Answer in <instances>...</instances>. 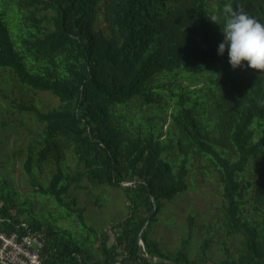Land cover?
I'll return each instance as SVG.
<instances>
[{"label": "trees", "instance_id": "obj_1", "mask_svg": "<svg viewBox=\"0 0 264 264\" xmlns=\"http://www.w3.org/2000/svg\"><path fill=\"white\" fill-rule=\"evenodd\" d=\"M225 4L264 23V0H0V68L58 99L19 105L41 124L24 170L54 165L47 184L30 186L64 209L41 217L0 193V230L39 233L42 264H264V72L233 69L227 48L218 55L224 17H209ZM194 162L198 175L217 174L220 201L199 253L188 255L189 215L168 254L149 228L188 188ZM84 183L121 187L126 214L95 228L73 192Z\"/></svg>", "mask_w": 264, "mask_h": 264}, {"label": "rangeland", "instance_id": "obj_2", "mask_svg": "<svg viewBox=\"0 0 264 264\" xmlns=\"http://www.w3.org/2000/svg\"><path fill=\"white\" fill-rule=\"evenodd\" d=\"M30 103L47 109L56 106L58 99L50 92L32 91L19 85L7 69L0 68V120L4 122V125H0V193L12 194L18 205L20 201L28 200L23 205L28 207L33 203V208L40 210L41 217L44 214L47 216L49 212L63 213V208L57 209L51 201L42 198L45 196L34 193L30 186L31 179L43 185L47 184L54 165L33 160L31 174L24 170L27 149L41 129V124L35 120L33 114L19 107L21 104ZM197 164L198 162H194L190 167L188 188L173 199L162 201L163 205L156 220L151 222L149 228L150 236L168 254L180 246L182 238L187 237L189 215L193 225L188 243V255L191 257L199 253L207 224H213L212 217L220 201L221 185L213 171L205 173L203 177L198 175ZM72 186L78 205L83 208L85 219L95 228L107 229L126 214L127 200L121 187L105 185L94 188L86 183L79 187ZM57 224L68 226L70 221L61 218ZM216 238L217 234L211 240L208 251L214 260L223 257Z\"/></svg>", "mask_w": 264, "mask_h": 264}, {"label": "clouds", "instance_id": "obj_3", "mask_svg": "<svg viewBox=\"0 0 264 264\" xmlns=\"http://www.w3.org/2000/svg\"><path fill=\"white\" fill-rule=\"evenodd\" d=\"M223 41L219 43L217 53L223 55L227 48L228 62L233 69L247 68L264 72V23L251 17L242 6L234 9L225 4L220 14H213L209 19L221 25Z\"/></svg>", "mask_w": 264, "mask_h": 264}, {"label": "built area", "instance_id": "obj_4", "mask_svg": "<svg viewBox=\"0 0 264 264\" xmlns=\"http://www.w3.org/2000/svg\"><path fill=\"white\" fill-rule=\"evenodd\" d=\"M44 239L37 232L27 231L19 235L16 232L6 234L0 230L1 264H42L40 250Z\"/></svg>", "mask_w": 264, "mask_h": 264}, {"label": "water", "instance_id": "obj_5", "mask_svg": "<svg viewBox=\"0 0 264 264\" xmlns=\"http://www.w3.org/2000/svg\"><path fill=\"white\" fill-rule=\"evenodd\" d=\"M124 184H127V182H122V183H121V185H124ZM147 222H148V220L144 223L143 227L141 228V230H140V232H139V234H138L139 244H142V242H141V234H142L144 228L146 227ZM139 253L142 254V255H144V256H147L145 253H143L142 245H141V247H140V249H139ZM150 257L155 258L154 256H150ZM213 264H214V263H213Z\"/></svg>", "mask_w": 264, "mask_h": 264}, {"label": "crops", "instance_id": "obj_6", "mask_svg": "<svg viewBox=\"0 0 264 264\" xmlns=\"http://www.w3.org/2000/svg\"><path fill=\"white\" fill-rule=\"evenodd\" d=\"M114 264H122L121 262H117V263H114Z\"/></svg>", "mask_w": 264, "mask_h": 264}]
</instances>
